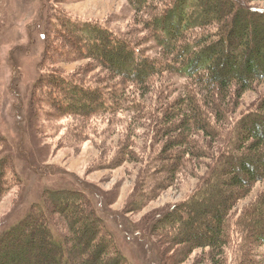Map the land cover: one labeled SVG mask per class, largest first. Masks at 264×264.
<instances>
[{
  "label": "trees",
  "instance_id": "16d2710c",
  "mask_svg": "<svg viewBox=\"0 0 264 264\" xmlns=\"http://www.w3.org/2000/svg\"><path fill=\"white\" fill-rule=\"evenodd\" d=\"M131 1L139 13L150 12L145 19L149 34L141 43L101 22L83 23L67 14L58 19L63 23L58 31L68 33L81 51L71 58H92L130 84L57 76L50 80L56 89L48 88L55 98L47 101L48 113L43 114L92 121L125 111L142 112L148 106L146 95L145 99L130 95V85L143 90L170 72L192 80L196 88L186 92L179 88L161 92L167 95L160 100L161 113L146 110L158 128L154 143L161 147L153 150L152 183L162 191L174 185L187 167H199L203 158L215 163L195 194L157 218L152 235L164 234L183 246L188 258L200 248H212L214 262L227 264L223 257L240 233L245 238L241 264H250L254 245L264 246V192L244 209L239 205L249 189L264 180V128L258 124L264 123V100L245 113L231 133L222 123L234 117L229 103L234 106L239 93L245 95L264 82V7L254 4L261 0ZM152 38L156 44L146 48ZM66 53L69 57L72 52ZM46 80L40 81V89L47 88ZM169 91L183 93L173 100ZM8 141L0 133V202L15 187L11 177L15 159L3 149ZM126 151L116 162L134 158L131 150ZM46 198L0 236V264H131L117 246L103 207L87 189L50 190ZM61 218L69 235L59 228Z\"/></svg>",
  "mask_w": 264,
  "mask_h": 264
},
{
  "label": "rangeland",
  "instance_id": "374dc122",
  "mask_svg": "<svg viewBox=\"0 0 264 264\" xmlns=\"http://www.w3.org/2000/svg\"><path fill=\"white\" fill-rule=\"evenodd\" d=\"M254 4L264 7V0ZM60 14L83 23H104L137 42L149 34L145 19L150 12L139 13L131 0H0V133L9 140L3 149L15 159L11 173L15 187L0 202V236L27 218L38 203H45L50 190L87 189L96 204L103 207L117 246L131 264H163V260L165 264H216L212 248H200L188 258L182 252L183 246L172 243L164 234L152 235L157 218L195 194L215 163L212 158H203L199 167H187L174 185L170 183L162 191L155 190L156 183H152L153 150L161 147L154 143L158 128L146 110H160V100L167 98L162 93L168 94L167 88L186 92L196 88L195 84L170 72L143 90L138 84L130 85V95L142 99L146 95L148 106L142 112L125 111L92 121L43 114L48 113L47 101L54 97L48 88L57 86L50 80L57 76L85 83L130 84L92 58H71L81 51L74 48L68 33L58 31L63 25L58 20ZM155 44L152 38L143 45L152 49ZM66 51L72 52L70 58ZM44 77L45 90L39 87ZM182 93H172L173 100ZM263 100L264 82L245 95L239 93L234 106L225 105L234 116L222 123L228 133ZM53 109L56 113L60 110L58 105ZM258 124L264 128L263 122ZM126 149L133 152L134 158L116 162L121 152L127 153ZM249 190L239 209L251 205L264 192V180ZM145 200L149 203L136 209ZM239 216L236 214L235 219ZM59 220L60 230L69 235L62 218ZM236 237L223 257L227 264L243 262L245 238L240 233ZM254 246L250 264H264V246L260 242Z\"/></svg>",
  "mask_w": 264,
  "mask_h": 264
}]
</instances>
